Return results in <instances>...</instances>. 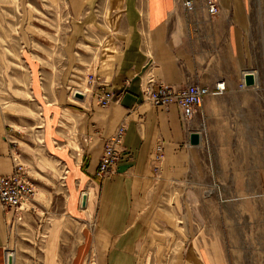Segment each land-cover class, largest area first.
Here are the masks:
<instances>
[{
  "label": "crops",
  "instance_id": "obj_1",
  "mask_svg": "<svg viewBox=\"0 0 264 264\" xmlns=\"http://www.w3.org/2000/svg\"><path fill=\"white\" fill-rule=\"evenodd\" d=\"M68 3L71 12L66 17L62 53L73 55L83 45L80 53L97 54L98 65L91 56L88 66L95 64L115 102L101 108L91 94L74 100L64 87L74 71L69 60L63 66L66 78L63 71L58 79V90L42 94L47 107L45 144L68 172L62 205L35 203V214L24 213L30 227H43L38 264H153L161 260L221 264L216 258L206 259L197 243L187 244L179 254H163L160 260L158 245H163L164 252L165 240L173 241L169 213L180 212L184 199L196 196L194 192L202 190L204 183L251 182L254 170L264 181L263 164L245 161L234 172L231 163L221 167L220 154L208 152L210 148L228 150L233 140L245 143L253 118H264L258 81L254 87L238 89L257 55L264 62V0H216L218 12L213 16L202 4L186 13L181 0ZM148 82L154 89L159 85L180 89L189 84L212 88L223 82L225 90L206 97L189 122L187 134L175 104L154 108L142 100L141 90ZM43 84L36 77L35 85ZM121 124L125 133L120 156L112 171L99 179L96 172L103 148ZM36 128H41L40 120ZM193 133L199 136L196 145L189 143ZM12 139L0 108V176L14 170ZM158 143L164 158L155 173L151 158ZM82 194L87 195L84 209L80 208ZM8 220L0 208V264H6L11 252ZM186 239L177 236L176 243ZM12 256L13 264H18L16 253Z\"/></svg>",
  "mask_w": 264,
  "mask_h": 264
},
{
  "label": "rangeland",
  "instance_id": "obj_2",
  "mask_svg": "<svg viewBox=\"0 0 264 264\" xmlns=\"http://www.w3.org/2000/svg\"><path fill=\"white\" fill-rule=\"evenodd\" d=\"M68 1L77 0H0V108L11 130L15 159L23 166L36 193V202L25 203L19 221L11 219L8 227L9 247L16 253L18 264H38L43 230L40 224L30 227L24 213L35 214L39 203L52 207L64 202L68 171L45 144L47 107L42 94L52 95L58 90V79L63 75L67 60L74 64V71L64 87L74 100L79 101L74 98L77 92L85 96L91 94L95 100L103 90L113 94L99 79L95 64L88 66L91 56L93 62L97 61V54L80 53L85 50L83 45H78L73 55L62 53L61 43L68 29L66 17L71 12ZM258 57L251 71L264 97V62ZM63 76L66 78L65 71ZM243 76L244 73L238 89ZM36 77L44 83L42 87L35 85ZM215 85L207 87L210 93L217 92ZM141 97L143 100L142 92ZM38 119L40 129L36 128ZM251 125V133L244 135L245 143L233 140L228 150L208 149L210 153L221 155L222 168L231 163L235 172L245 161L264 165V118L262 121L253 118ZM241 136L235 135L239 139ZM256 174L254 170L251 182H206L202 190L194 192L196 196L184 199L180 212L169 213L173 241L169 244L170 241L165 240L164 252H161L163 245H158V259L161 260L163 254L184 252L187 244L191 247L197 243L206 259V256L216 258L221 264H264V181ZM177 236L187 239L176 243ZM153 264L168 263L161 260Z\"/></svg>",
  "mask_w": 264,
  "mask_h": 264
},
{
  "label": "built area",
  "instance_id": "obj_3",
  "mask_svg": "<svg viewBox=\"0 0 264 264\" xmlns=\"http://www.w3.org/2000/svg\"><path fill=\"white\" fill-rule=\"evenodd\" d=\"M181 4L186 13H193L198 4H202L210 16L218 12L216 0H181ZM151 84V82H148L142 88L143 100L154 108H165L175 104L179 109L182 126L185 132L190 134L189 121L201 110L205 98L211 90L194 84L185 85L178 90L168 85H159L156 90H153ZM239 88L245 89L244 83H241ZM224 89L223 82H218L214 87L217 92H222ZM113 102H115L114 95L107 93L105 90L96 97V105L101 108H108ZM124 133L125 125L121 124L107 140L97 167L96 176L99 179L106 177L114 168L120 156V146ZM163 158V147L161 143H158L152 152L151 158L152 168L155 173H159ZM13 164L14 170L11 174L0 176V208L9 215L8 227L11 219L19 221V213L23 205L32 201L36 194L34 186L28 180L23 166L15 159Z\"/></svg>",
  "mask_w": 264,
  "mask_h": 264
},
{
  "label": "water",
  "instance_id": "obj_4",
  "mask_svg": "<svg viewBox=\"0 0 264 264\" xmlns=\"http://www.w3.org/2000/svg\"><path fill=\"white\" fill-rule=\"evenodd\" d=\"M243 83H244L245 87H254L255 86L256 80H255V76L252 73V71H248V72L244 73ZM74 98L82 100L84 98V95L77 92V93L74 94ZM198 141H199L198 134L193 133V134L190 135V138H189L190 145H196V144H198ZM86 200H87V195L86 194H82L81 195V201H80V208L81 209H84L86 207ZM12 257H13L12 254H8L7 255L6 264H13L12 263Z\"/></svg>",
  "mask_w": 264,
  "mask_h": 264
},
{
  "label": "bare ground",
  "instance_id": "obj_5",
  "mask_svg": "<svg viewBox=\"0 0 264 264\" xmlns=\"http://www.w3.org/2000/svg\"><path fill=\"white\" fill-rule=\"evenodd\" d=\"M11 253V252H10ZM13 254V253H12ZM14 262V259H13V257H12V263Z\"/></svg>",
  "mask_w": 264,
  "mask_h": 264
}]
</instances>
